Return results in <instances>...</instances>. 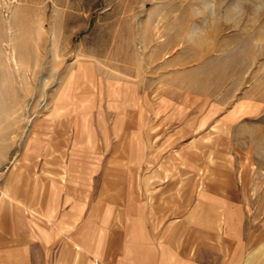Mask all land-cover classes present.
Segmentation results:
<instances>
[{"label":"rangeland","instance_id":"rangeland-1","mask_svg":"<svg viewBox=\"0 0 264 264\" xmlns=\"http://www.w3.org/2000/svg\"><path fill=\"white\" fill-rule=\"evenodd\" d=\"M208 2L0 0V172L34 175L26 151L37 136L53 146L43 175L84 180V198L116 206L122 219L135 191L161 221L162 207L233 174L249 182L239 197L258 220L264 0H243L232 23L224 13L233 0H216L215 19ZM73 72L80 86L61 99Z\"/></svg>","mask_w":264,"mask_h":264},{"label":"crops","instance_id":"crops-1","mask_svg":"<svg viewBox=\"0 0 264 264\" xmlns=\"http://www.w3.org/2000/svg\"><path fill=\"white\" fill-rule=\"evenodd\" d=\"M52 147L33 136L26 152L34 175L0 172V264H264V212L251 220L244 179L228 174L220 189H194L180 206L162 207L161 221L135 191L122 219L116 206L84 198V180L43 175Z\"/></svg>","mask_w":264,"mask_h":264},{"label":"clouds","instance_id":"clouds-1","mask_svg":"<svg viewBox=\"0 0 264 264\" xmlns=\"http://www.w3.org/2000/svg\"><path fill=\"white\" fill-rule=\"evenodd\" d=\"M242 2L243 0H233L231 7L224 13L225 22L232 23L242 15ZM204 12H206L211 18L215 19L217 16L216 0H209V2L204 5ZM196 15H202L201 11L196 10ZM200 32L201 30L199 28L194 29L187 37L189 42H194V40L198 38Z\"/></svg>","mask_w":264,"mask_h":264},{"label":"bare ground","instance_id":"bare-ground-1","mask_svg":"<svg viewBox=\"0 0 264 264\" xmlns=\"http://www.w3.org/2000/svg\"><path fill=\"white\" fill-rule=\"evenodd\" d=\"M78 77L76 76L75 72H73L65 85L64 89L62 90V93L60 95L61 99H69L73 96L72 91H76L79 88V82ZM89 133V132H88ZM92 135L89 133L88 139H91Z\"/></svg>","mask_w":264,"mask_h":264}]
</instances>
